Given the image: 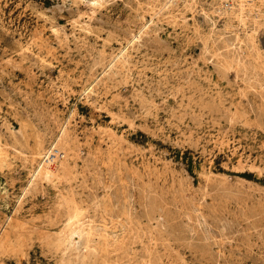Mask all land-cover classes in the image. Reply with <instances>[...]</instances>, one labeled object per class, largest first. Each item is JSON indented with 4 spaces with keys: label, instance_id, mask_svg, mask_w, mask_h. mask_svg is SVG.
<instances>
[{
    "label": "rangeland",
    "instance_id": "374dc122",
    "mask_svg": "<svg viewBox=\"0 0 264 264\" xmlns=\"http://www.w3.org/2000/svg\"><path fill=\"white\" fill-rule=\"evenodd\" d=\"M161 3L0 0V264H264V22Z\"/></svg>",
    "mask_w": 264,
    "mask_h": 264
},
{
    "label": "bare ground",
    "instance_id": "6f19581e",
    "mask_svg": "<svg viewBox=\"0 0 264 264\" xmlns=\"http://www.w3.org/2000/svg\"><path fill=\"white\" fill-rule=\"evenodd\" d=\"M158 1L162 2L161 5L159 6V10H163L165 8H169L173 5H176L178 2L182 0H158ZM185 1H189V0H185ZM213 2H215V4H218L217 9L221 14L226 15V17L230 19L236 18L240 22H242L243 25H246L249 20H251L253 24L264 22V0H213ZM94 3L95 4L98 3V0H94ZM136 38L137 37L133 39L134 42H136ZM126 52L127 50L124 49L122 50L121 54L119 53L120 56L115 58V63L108 70L109 72L116 67L117 63H122L125 61V56L127 55ZM66 130H67V126L62 127L61 134H59V137L53 142L51 148L44 152V155L34 172L33 180L32 182H30V185H32L35 179H39L42 177H51L55 174V168L51 167L50 163H53V161L55 160L54 152L56 150L58 152V150L64 146V143L68 139ZM78 215L79 213L70 216L66 229H68L70 225L74 224V222L79 218ZM75 236L78 237L77 243H73V238ZM85 238H86V233L84 229L81 228L76 229L73 227L70 230V234L67 235V237L66 235L63 236L59 244L61 242H64V244L65 245L67 244L68 247L72 246L75 247V249H78L79 244L82 243V241L84 244Z\"/></svg>",
    "mask_w": 264,
    "mask_h": 264
},
{
    "label": "built area",
    "instance_id": "2783aa9c",
    "mask_svg": "<svg viewBox=\"0 0 264 264\" xmlns=\"http://www.w3.org/2000/svg\"><path fill=\"white\" fill-rule=\"evenodd\" d=\"M55 155H57V153H55ZM54 161H55V160H54ZM54 161H53V162H54Z\"/></svg>",
    "mask_w": 264,
    "mask_h": 264
}]
</instances>
